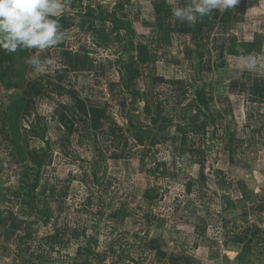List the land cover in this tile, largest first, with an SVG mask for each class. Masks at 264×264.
I'll return each instance as SVG.
<instances>
[{"label": "rangeland", "instance_id": "obj_1", "mask_svg": "<svg viewBox=\"0 0 264 264\" xmlns=\"http://www.w3.org/2000/svg\"><path fill=\"white\" fill-rule=\"evenodd\" d=\"M61 2L0 50V264H264V0Z\"/></svg>", "mask_w": 264, "mask_h": 264}, {"label": "clouds", "instance_id": "obj_2", "mask_svg": "<svg viewBox=\"0 0 264 264\" xmlns=\"http://www.w3.org/2000/svg\"><path fill=\"white\" fill-rule=\"evenodd\" d=\"M238 3L239 0H191L186 7H173L172 16L193 25L197 16H209L213 10L223 13ZM63 7L61 0H0V50L6 53L33 49L42 52L56 46L63 34L61 24L53 17L58 16ZM244 62L249 69L255 68L257 57L249 55ZM26 63L35 72L45 73L52 60L30 56Z\"/></svg>", "mask_w": 264, "mask_h": 264}, {"label": "trees", "instance_id": "obj_3", "mask_svg": "<svg viewBox=\"0 0 264 264\" xmlns=\"http://www.w3.org/2000/svg\"><path fill=\"white\" fill-rule=\"evenodd\" d=\"M7 134H8V131H5V130H3L2 133H0V137H1V139L3 141H5V138H6ZM43 162H44V157L39 158V160L37 162V165H36V169H37L38 172L40 171V169H41V167L43 165ZM37 187H35V188H37Z\"/></svg>", "mask_w": 264, "mask_h": 264}, {"label": "water", "instance_id": "obj_4", "mask_svg": "<svg viewBox=\"0 0 264 264\" xmlns=\"http://www.w3.org/2000/svg\"><path fill=\"white\" fill-rule=\"evenodd\" d=\"M11 264H19V263L15 260H11Z\"/></svg>", "mask_w": 264, "mask_h": 264}]
</instances>
